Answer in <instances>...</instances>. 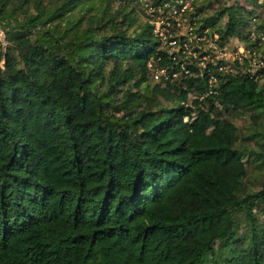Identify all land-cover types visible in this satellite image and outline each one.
<instances>
[{
	"label": "trees",
	"instance_id": "16d2710c",
	"mask_svg": "<svg viewBox=\"0 0 264 264\" xmlns=\"http://www.w3.org/2000/svg\"><path fill=\"white\" fill-rule=\"evenodd\" d=\"M0 31V264H264V1L0 0Z\"/></svg>",
	"mask_w": 264,
	"mask_h": 264
},
{
	"label": "rangeland",
	"instance_id": "374dc122",
	"mask_svg": "<svg viewBox=\"0 0 264 264\" xmlns=\"http://www.w3.org/2000/svg\"><path fill=\"white\" fill-rule=\"evenodd\" d=\"M216 1L224 3V4H228V3H232V2L237 1L239 4H242L248 8V7H254L255 4L262 3L264 0H216ZM213 8H215V5L213 6ZM185 31H186V29H183L182 33L185 34ZM0 39L3 40V34L1 31H0ZM237 43H238L237 40L234 39L230 42V44H228V46L226 47L227 49L218 50V52H225L227 56H230V54H234V53H232L231 49L233 47L235 48ZM237 50H238V52H241V47H238ZM260 62H264V53H262V52H260L259 55L253 57V60L251 61V63H254V64H252V66H250V69L251 70L255 69L258 66V64H260ZM244 120H247V119L244 118L242 120L236 121V123H239L242 121L244 122Z\"/></svg>",
	"mask_w": 264,
	"mask_h": 264
},
{
	"label": "built area",
	"instance_id": "2783aa9c",
	"mask_svg": "<svg viewBox=\"0 0 264 264\" xmlns=\"http://www.w3.org/2000/svg\"><path fill=\"white\" fill-rule=\"evenodd\" d=\"M178 3L181 5V6H179V8H177L176 5H172L171 8L168 9L167 13L174 14V15H179V13L182 12L188 5L187 3H183L182 1H178ZM199 39H202V37H200ZM214 39H217V35L216 34H214ZM219 54H220V56L227 57L225 52H219ZM239 54L245 56L243 47H241V52H239ZM230 56H232V55L230 54ZM233 57H234V55H233ZM240 58L242 59V57H240ZM252 60L249 61L250 66H252V64H254V63H251ZM263 63L264 62H260L259 65H261ZM255 69L251 70L250 67H249V71L250 72H254Z\"/></svg>",
	"mask_w": 264,
	"mask_h": 264
}]
</instances>
